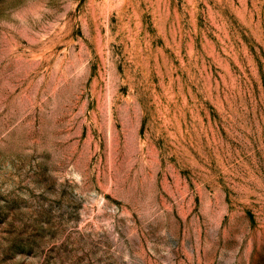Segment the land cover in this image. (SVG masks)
Masks as SVG:
<instances>
[{"label": "rangeland", "instance_id": "rangeland-1", "mask_svg": "<svg viewBox=\"0 0 264 264\" xmlns=\"http://www.w3.org/2000/svg\"><path fill=\"white\" fill-rule=\"evenodd\" d=\"M0 264H264V0H0Z\"/></svg>", "mask_w": 264, "mask_h": 264}]
</instances>
